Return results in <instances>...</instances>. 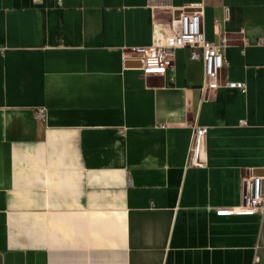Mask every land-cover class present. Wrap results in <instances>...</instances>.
<instances>
[{
  "label": "crops",
  "instance_id": "1",
  "mask_svg": "<svg viewBox=\"0 0 264 264\" xmlns=\"http://www.w3.org/2000/svg\"><path fill=\"white\" fill-rule=\"evenodd\" d=\"M199 10L243 89L205 98L182 49L141 70L133 50ZM261 41L264 0H0V264H264V212L220 214L264 189Z\"/></svg>",
  "mask_w": 264,
  "mask_h": 264
},
{
  "label": "built area",
  "instance_id": "2",
  "mask_svg": "<svg viewBox=\"0 0 264 264\" xmlns=\"http://www.w3.org/2000/svg\"><path fill=\"white\" fill-rule=\"evenodd\" d=\"M202 10L193 13L182 12L179 17L168 23L171 34L168 42L155 43L148 47L133 50L141 63V70L147 76H164L173 67L177 50H185L192 61H202L204 65V82L201 91L205 98L222 86L243 89L240 83H221V74L226 66V48L228 40L222 38L220 43L205 39L202 26ZM260 44L264 45L261 41ZM39 121L46 120L47 111L39 108L35 112ZM206 127H194L193 145L190 158L194 165H205ZM261 177H252L244 185L242 204L238 208L222 210L220 214H257L264 212V189Z\"/></svg>",
  "mask_w": 264,
  "mask_h": 264
}]
</instances>
